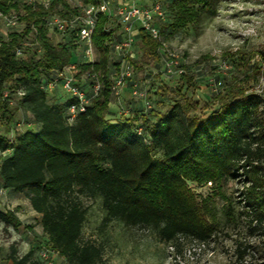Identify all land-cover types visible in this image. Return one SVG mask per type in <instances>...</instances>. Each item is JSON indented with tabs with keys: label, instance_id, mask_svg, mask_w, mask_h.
<instances>
[{
	"label": "trees",
	"instance_id": "16d2710c",
	"mask_svg": "<svg viewBox=\"0 0 264 264\" xmlns=\"http://www.w3.org/2000/svg\"><path fill=\"white\" fill-rule=\"evenodd\" d=\"M170 6L171 20L158 24L161 34L216 13L211 0H171ZM0 8L4 12L22 9L26 23L23 30L11 32L8 40L0 42V89L8 80L24 88L19 104L38 125L8 136L14 112L0 99V121L9 126L6 134L0 133V152L5 153L0 160L2 186L29 198L32 208L41 214L48 246L71 264H96L101 259L96 244L81 241L87 210L80 195L102 196L107 219L153 226L165 241L174 243L187 236L208 241L215 225L205 217L190 182L227 178L244 181L241 199L254 221L264 224V94L230 88L219 97V105L203 115L197 112L198 103L184 92L185 83L191 84L186 72L179 85L163 83L155 90L158 106L147 112L136 108L132 116L116 117L110 106L112 16L99 15L92 36L99 56L87 63L76 55L74 34L55 42L44 24L45 16H68L78 6L68 0H54L48 7L0 0ZM31 34L41 54L17 58L15 48ZM116 36L121 39L122 35ZM136 42L144 56L158 59L159 39L140 28ZM137 59L134 63L139 66ZM72 63H76L74 75L79 82L83 74L97 71L103 88L69 124L66 110L75 99L69 95L61 99L46 91L42 82L55 69ZM92 84L91 78L82 83ZM166 102L170 104L164 110ZM139 125H143V133L137 131ZM0 219L15 228L22 224L13 209L0 208ZM34 253L35 248L30 247L19 255L13 244L9 258L11 264H42Z\"/></svg>",
	"mask_w": 264,
	"mask_h": 264
},
{
	"label": "rangeland",
	"instance_id": "374dc122",
	"mask_svg": "<svg viewBox=\"0 0 264 264\" xmlns=\"http://www.w3.org/2000/svg\"><path fill=\"white\" fill-rule=\"evenodd\" d=\"M24 3L22 0H14ZM112 3L115 0H110ZM155 0H136L139 4H152ZM164 18H156L160 25L170 21L173 15L171 0H163ZM216 8L215 14H204L197 23L188 24L178 31L167 28L162 34L158 59L143 55L135 42L137 62L135 80L142 89L147 90L148 97L157 105L156 89L163 83L177 86L182 76H169L162 70L164 50L162 43L178 52L184 63L189 82L185 83L184 92L191 101L198 103L197 112L208 114L219 105V97L230 88H240L246 92L264 94V0H211ZM20 15L23 10L10 9ZM9 11V12H10ZM24 21V20H23ZM114 38L121 34L122 28L114 17ZM25 22L11 28L0 23V37L7 36L15 30H23ZM122 35V34H121ZM51 37L55 42L68 38V33L54 31ZM35 35H29L25 58H36L41 54L35 44ZM76 55L82 57V43L77 45ZM110 72L114 76L120 71L121 64L114 53ZM96 56L99 52L96 51ZM74 73V69H73ZM86 73L81 76L86 77ZM222 85L215 90V82ZM53 92L61 99L67 92L58 86ZM138 100L132 95L131 82L122 90L120 97L112 94L110 106L116 117H129L139 107ZM166 102L162 109H167ZM14 121L9 133L7 123L0 121V133L13 136L34 124L30 114L19 103L11 106ZM21 122V125L18 123ZM32 122V125H29ZM0 155V160L2 158ZM190 187L198 202L203 207L205 217L215 225V232L208 241L193 237H181L176 242L161 239L157 228L149 225H129L119 218H106V209L102 196L80 195L79 199L86 208L81 241L96 244L102 253L96 264H264V224L258 225L252 213L241 199L245 183L239 178H227L222 181L204 183L190 182ZM0 205L10 190L3 188ZM5 201L6 209L21 208L23 224L16 228L18 238L14 246L34 247V257L38 255L39 246L48 245V234L44 231L41 220L32 215L29 202L24 194ZM73 196H75L73 194ZM11 207V208H10ZM5 209V210H6ZM6 239H11L12 231L2 230ZM12 246V245H11ZM11 246L0 245V264H9ZM42 264H71L59 253L53 254Z\"/></svg>",
	"mask_w": 264,
	"mask_h": 264
},
{
	"label": "built area",
	"instance_id": "2783aa9c",
	"mask_svg": "<svg viewBox=\"0 0 264 264\" xmlns=\"http://www.w3.org/2000/svg\"><path fill=\"white\" fill-rule=\"evenodd\" d=\"M52 1L54 0H22V2L25 3L42 5L45 7H48ZM68 1L72 3L74 7L78 6L79 9L77 11H71L68 16H62L58 13L45 16L44 24L48 30V34L51 36V33L54 31L74 34L77 45L80 43L83 45V54L82 57H80L81 61L94 63L97 56L92 36L99 15L105 13L113 18H117L118 24L122 28V36L121 39H116L113 42L112 53L118 57L121 69L114 76L112 93L120 97L123 88L131 82L132 95L134 98L142 103L144 112L150 110L154 106L153 100L148 97L147 90L142 89L138 81L134 79L136 72L134 60L138 58L135 50V42L140 28L147 30L153 37L159 40L162 39L161 29L156 22V18H164L163 3L160 0H156L152 4H139L136 0H115L113 3L110 0H97L87 4H83L80 0ZM22 22L25 21H23L21 15L16 11L4 12L3 9L0 8V23L15 28ZM13 31L19 30L13 29ZM9 35L7 38L1 39L0 37V42L8 40ZM35 44L38 45V42H35ZM27 45L28 42L24 41L15 48L14 52L17 58H25ZM161 49L164 50L162 70L167 75L182 76L187 72L178 52L169 49L165 42L162 43ZM38 50L42 51L40 47H38ZM75 66L76 63H72L61 69H55L51 76L42 82V87L46 91L53 92L58 86H61L69 97L75 99L66 110L67 122L69 124H73L78 115L87 110L88 105L101 93L103 88V82L97 71L86 73V77L84 78L83 76L81 82H79L73 73ZM88 78L93 80L92 86L82 85ZM221 85V80L215 82V90H218ZM24 94V88L16 87L11 80L4 82L0 89V99L6 100L10 106L19 103ZM18 125H21V122H19ZM29 125H32V122H29ZM136 129L139 133L144 132L143 125H139ZM3 192V187H0V194ZM4 228H8L12 231L11 239H6L2 234ZM15 229L13 225L7 224L4 220L0 219V245L4 244L11 246L17 241L18 238L15 236ZM18 247L19 255H24L30 249V247L26 248L25 246ZM55 253L58 252L46 244L38 248V255L41 260H48Z\"/></svg>",
	"mask_w": 264,
	"mask_h": 264
},
{
	"label": "crops",
	"instance_id": "0c3cea01",
	"mask_svg": "<svg viewBox=\"0 0 264 264\" xmlns=\"http://www.w3.org/2000/svg\"><path fill=\"white\" fill-rule=\"evenodd\" d=\"M138 104L140 105L139 107H142V103L141 102H138ZM4 155L5 153H1L0 152V155ZM0 187H3L2 186V179H1V176H0ZM3 188H5V187H3ZM8 190H10V192H8V194L2 199V200H4V202H1V205H0V208L1 209H6L5 208V206H4V203H5V201L6 200H8V199H11V200H13V199H15V198H17V196H19L18 194H23V193H21V192H17V191H15V190H13L12 188H7ZM25 196V195H24ZM25 198H26V200L29 202V204H30V207H31V210H32V215H34L35 217H37L39 220H41V214L40 213H38L37 211H35L33 208H32V206H31V203H30V200H29V198L28 197H26L25 196ZM11 208V207H10ZM13 209V208H12ZM13 210H15V212H16V214H17V216L20 218V220H21V208H17V209H13ZM22 221V220H21ZM22 224H23V222H22ZM21 224V225H22ZM20 225V226H21ZM9 264H11V260L9 261Z\"/></svg>",
	"mask_w": 264,
	"mask_h": 264
}]
</instances>
